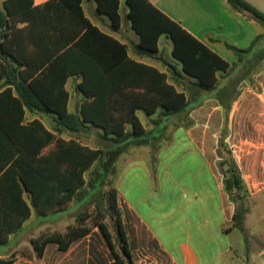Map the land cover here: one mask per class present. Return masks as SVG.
I'll list each match as a JSON object with an SVG mask.
<instances>
[{
    "label": "trees",
    "instance_id": "obj_1",
    "mask_svg": "<svg viewBox=\"0 0 264 264\" xmlns=\"http://www.w3.org/2000/svg\"><path fill=\"white\" fill-rule=\"evenodd\" d=\"M97 13L105 15L115 31L124 23L121 0H95ZM247 20L264 29V13L245 0H227ZM126 19L139 36L134 45L141 58L162 62L166 71L131 58L129 47L107 34L87 16L84 0H51L35 6L34 0H6L0 11V246L23 231L35 207L41 216L87 206L104 192L105 209L95 203L76 216L63 232L49 230L31 240L27 252L42 257L50 244L66 252L98 228L111 249V264H136L132 260L115 187L120 158L144 142L148 132L138 116L159 115L155 125L191 127L190 112L202 106L207 92L219 89L216 98L225 109V126L217 154L224 186L235 205L232 229H238L248 245L245 218L248 191L232 152L226 146L229 113L239 96V85L255 87L254 75L264 64V32L246 49L228 43L236 61L230 64L150 0H125ZM21 26L22 24H27ZM163 37L172 41L174 63L161 53ZM82 76L77 112L70 110L71 76ZM31 113L52 115V128ZM164 125V126H165ZM100 129L108 143L96 148L84 144L81 135ZM68 135L70 137H66ZM227 150L229 157H224ZM158 157L149 155L153 181H157ZM110 178L111 179L110 181ZM92 209V210H91ZM115 219L116 234L107 223ZM229 231V230H226ZM17 254L0 258L13 264Z\"/></svg>",
    "mask_w": 264,
    "mask_h": 264
},
{
    "label": "crops",
    "instance_id": "obj_2",
    "mask_svg": "<svg viewBox=\"0 0 264 264\" xmlns=\"http://www.w3.org/2000/svg\"><path fill=\"white\" fill-rule=\"evenodd\" d=\"M4 1L6 0H0V11L4 10ZM49 1L51 0H34V3L35 6H42ZM150 1L230 64H233L237 58L225 47V44L246 49L262 32L258 24L235 12L228 5L227 0ZM245 1L264 13V0ZM121 3L125 19L127 6L125 0H121ZM83 6L87 16L91 19V14L94 15L100 23L99 26L91 19L95 25L102 30L106 27L104 32L128 45L131 58L166 71L162 62L136 55L134 45L139 42V36L131 28L130 23L129 25L123 23L122 28L117 30L121 33L119 38L110 31L111 22L97 13L95 0H84ZM130 30L135 34L132 43L127 42L132 37ZM160 47V54H163L164 59L174 63L172 41L163 37ZM253 77L261 89L260 93L249 94L250 84L247 81L242 82L238 87L240 96L233 101L228 122V140L232 141L235 147L234 158L241 169L248 191L247 216L251 217L249 229L245 226L248 248L244 237H241L243 233L238 229L230 230L235 205L225 190L224 177L218 167L217 150L226 117L225 109L216 95L219 89L227 86L228 80H226L219 89L207 92L202 106L190 112L189 116L194 124L189 128L175 127V119H172L168 125L164 126L163 123L158 125L160 132L158 135L157 130L150 126L155 125L153 121L158 120L159 115L148 116L151 125L148 127L144 125L149 140L147 142V139H144L145 148L140 149L139 145L130 148L120 161L115 187L118 191V204L122 210V221L134 263H264V227L262 230L255 228L258 224L264 225V79L262 78L264 64ZM80 83H82L80 75L71 76L67 82L71 92L70 110L74 113L79 110L82 100V95L77 90ZM45 116L53 119L51 114L46 113L28 112L26 115L28 120L35 118L43 120ZM93 131L98 130L94 128L86 134H93ZM165 136H168L167 140L161 142ZM151 152H155L159 160L156 182L153 181L149 167ZM83 206L78 205L67 214V216L73 215L74 223L77 211ZM31 207L33 210V206ZM254 213L261 215L256 223L252 218ZM73 222L67 224L66 229L74 224ZM26 225L20 232L23 238L17 242L14 251L19 250L21 246L29 245L30 250L32 249L31 240L37 236L32 235L31 232L24 234ZM28 235L30 237L27 239ZM25 239L27 244L23 243ZM5 255L7 253H0V258L6 257ZM33 257L22 256L21 260L26 264L114 262L113 253L98 228L87 237L75 242L66 252L60 251L58 245L50 244L41 258L36 255ZM245 258L248 262H244ZM19 259L20 257H16L13 264H18Z\"/></svg>",
    "mask_w": 264,
    "mask_h": 264
},
{
    "label": "rangeland",
    "instance_id": "obj_3",
    "mask_svg": "<svg viewBox=\"0 0 264 264\" xmlns=\"http://www.w3.org/2000/svg\"><path fill=\"white\" fill-rule=\"evenodd\" d=\"M126 5V4H125ZM125 10H126V6H125ZM104 17V19H106L109 23V19L107 16L105 15H102ZM91 19L93 20V22H95V24H98L100 26V23L97 22V19L94 17V15L91 14ZM128 20H126V18L124 19V24L125 25H129L128 24ZM110 25V24H109ZM111 27V26H110ZM104 29L106 30V27H104ZM103 29V30H104ZM109 31V29H107ZM260 30L262 32H264V29L263 28H260ZM110 31L117 37L121 38L120 37V32L118 31H115L114 29L110 28ZM132 31V37L129 39V41L127 42H130L132 43L133 42V39H134V32L133 30H130ZM132 40V42H131ZM131 48H132V45H130ZM264 79V77H262ZM249 84V83H248ZM250 86V92L249 94L251 95H255V94H259L261 89L259 88L258 84L255 85V87ZM219 93V92H218ZM240 93V92H239ZM240 96V94H239ZM238 96V97H239ZM139 116H140V119L141 121L144 123V125L146 127H148V125H151L150 123V119L149 117L142 111L139 112ZM49 128H52V120H51V117H47L45 116V118H43L42 120ZM164 125L166 124V122L163 123ZM151 128H155L157 130L156 133H158V135H160V132H159V127L158 125H151L150 126ZM228 128H229V124H228ZM98 131H100V129H96ZM95 132L93 131V134H83L81 135V138L84 142V144L88 145V146H91L93 148H96V147H99V146H103V145H106L108 146V143L105 142L104 140H102V138L100 137L99 133L101 132ZM66 137H70L68 135H65ZM229 136V135H228ZM167 137L168 136H165L162 138L161 142H165V140H167ZM229 137L226 139V146L228 147L227 149L230 150L232 152V155L234 156V151H235V147L233 146V143L232 141L228 140ZM220 140V139H219ZM149 140L147 139V142ZM140 149H144V142H142L140 145ZM145 151V150H144ZM128 152V151H127ZM127 154V153H126ZM125 155H123L120 160L118 161L117 163V166L119 168V164L121 163L120 161L123 160ZM219 157V156H218ZM224 157H229V154L227 152V150L224 151ZM219 162H220V159L218 161V167H219V170L222 174V169L220 168L219 166ZM224 177V176H223ZM111 179L113 178H110V181ZM111 187L112 185L110 184L109 186H106L103 190L102 193L98 194L96 197H93L90 199L89 203L87 204V206H83L82 208H80L78 211H77V215L82 212L83 210H85V207H93V205L95 203L99 204V205H102L103 208H107L108 207V201L107 199L105 198V196H103V193L104 192H107V191H110L111 190ZM234 204V203H233ZM249 204V203H248ZM76 208V206H72L67 212H63V213H59V214H54V215H50V216H41L39 215L37 209L35 207H33V218L31 221H29L26 225V230L24 231V234H27L28 232H31L32 235L34 236H38L39 234H41L42 232L44 231H53V230H58V231H61L63 232L65 229H66V225L67 224H71V222H73V215L71 216H67V214H69L70 212H72L74 209ZM92 210V209H91ZM253 218V221L254 223L258 222L261 218V215L259 213H254V215L252 216ZM76 220V218H75ZM250 220H251V217L247 216V220H245V226L249 229V225H250ZM74 223V222H73ZM107 223L110 225V228L111 230H113L116 234V228H115V224H116V221L115 219L111 218V217H108L107 218ZM264 227L263 224H258L255 228H257V230H262ZM41 232V233H40ZM30 236L28 235L27 236V239L29 238ZM242 238L244 237V235L241 236ZM23 238V234L19 233V234H15L11 237V240H10V243L8 245H4V246H0V253H3V254H6L5 256H10L12 255L13 253H16L17 254V257H20V262L18 264H26L24 261H22L21 259V253L25 250V251H29L30 250V245L29 246H21L19 248V250H16L14 251L15 247L17 246V242L20 241V239ZM27 239H25L23 241L24 244H27ZM245 240V237L243 238ZM243 240V241H244ZM245 245L246 247L248 248V245L245 241ZM29 255H31V257H35V254L34 253H29L27 252ZM33 257V258H34ZM248 262V259L245 258L244 259V262ZM264 264V263H263Z\"/></svg>",
    "mask_w": 264,
    "mask_h": 264
}]
</instances>
